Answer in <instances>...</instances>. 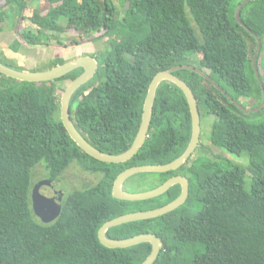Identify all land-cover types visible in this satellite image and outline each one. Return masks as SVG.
<instances>
[{
    "label": "trees",
    "instance_id": "obj_1",
    "mask_svg": "<svg viewBox=\"0 0 264 264\" xmlns=\"http://www.w3.org/2000/svg\"><path fill=\"white\" fill-rule=\"evenodd\" d=\"M124 1L128 3L120 12L115 0H0V31L9 17L17 37L10 45L14 51L20 41L66 46L81 44L86 37L103 38L101 62L72 94L69 109L81 135L107 153L130 146L157 71L190 65L206 73L208 78L187 67L173 70L192 89L200 123L214 116L211 145L236 156L246 152L247 164L202 154L198 141L193 150L197 153L179 167L136 173L122 184L124 190L143 191L182 174L188 178L185 201L164 214L112 226L106 235L157 234L162 244L151 264H264V116H253L264 105L244 113L229 99L246 108L261 101L252 54L255 35L264 38V0H247L240 7L243 25L235 18L241 0L118 3ZM25 21L30 25H23ZM259 52L256 64L262 81ZM65 60L56 58L48 68ZM0 61L18 70L39 69ZM81 70L36 82L0 73V264H140L151 250L149 242L110 248L99 241V226L125 212L161 206L180 193V184H174L154 197L120 200L111 189L124 168L165 163L183 152L191 115L182 90L161 81L143 144L126 161L105 162L78 147L60 121L57 83L70 81ZM241 98H248L249 106ZM37 163L49 179L62 178L71 163L98 179L67 191L58 215L43 222L30 199Z\"/></svg>",
    "mask_w": 264,
    "mask_h": 264
},
{
    "label": "water",
    "instance_id": "obj_2",
    "mask_svg": "<svg viewBox=\"0 0 264 264\" xmlns=\"http://www.w3.org/2000/svg\"><path fill=\"white\" fill-rule=\"evenodd\" d=\"M247 0H241L235 10V18L237 21L243 25V22L239 18V9ZM248 32L255 35L253 31H251L248 27H245ZM256 37V46L254 48V52L252 54V67L254 71V75L256 77L257 82L261 88V101L257 106L246 108L242 106L240 103L235 101L232 97H229L230 101L235 103L238 108H240L244 113L255 112L259 110L264 105V85L261 81L256 58L260 49L261 39L255 35ZM98 66V61L95 56L90 54H81L79 56L70 58L65 60L62 63H58L52 67L43 70H18L12 68L8 65H5L0 61V73L25 81H44L51 80L57 77H60L69 71L81 67V72L71 79L64 89L61 92L60 96V105H59V117L62 125L64 126L68 135L72 138V140L80 147L84 152L91 155L92 157L105 162H123L132 157L139 149V147L143 144L147 132L150 125V119L152 114V105L155 97V91L157 85L163 81L167 80L175 85H177L185 95L187 100L190 115H191V134L189 141L183 150V152L175 157L172 160H169L165 163H156V164H135L132 166H128L121 170L113 180L111 193L112 195L120 200H141L150 197L157 196L163 192H165L170 186L174 184H180L181 189L180 193L169 202L154 208H147L141 210H134L119 214L114 216L106 221H104L97 230V236L99 241L110 248L115 247H127L140 242H149L151 244V250L146 258L140 264H151L161 247L162 240L161 238L153 233V232H140L131 236H127L124 238H111L106 235L107 229L112 226L139 220L145 218H152L161 214H164L170 210L181 205L188 194V178L182 174H176L168 177L161 184L151 189L143 190V191H135L130 192L124 190L122 188V184L126 178L129 176L140 173V172H162L170 169H175L183 164L187 158L191 155L193 150L198 144L199 134H200V114L197 105V99L190 88V86L180 77L173 73V70L180 67H187L192 70H195L205 78H208V75L204 73L202 70L190 66V65H179L176 67L163 69L157 71L154 76L151 78L147 91L142 103V111L140 122L136 131V134L130 144V146L116 154L107 153L101 151L100 149L94 147L91 143H89L81 133L76 129L70 118V109H69V101L72 94L84 83L92 78L94 73L96 72ZM214 84V83H213ZM64 183L61 178H43L34 184L33 188L31 187L30 198H31V207L34 214L43 222H49L54 219L60 210V203L62 197L64 195Z\"/></svg>",
    "mask_w": 264,
    "mask_h": 264
},
{
    "label": "rangeland",
    "instance_id": "obj_3",
    "mask_svg": "<svg viewBox=\"0 0 264 264\" xmlns=\"http://www.w3.org/2000/svg\"><path fill=\"white\" fill-rule=\"evenodd\" d=\"M118 8L120 12L123 11L125 6L127 5V1H124L122 4L118 3ZM42 13H45L43 10ZM6 23L2 27L0 31V59L11 63L16 67H25V68H39L38 70L47 69L50 63L56 58L62 59H70L81 54H90L96 56V60L98 63L101 62L102 59V49L104 45L102 43L103 38L99 39L96 37H86L83 43L74 44V45H57L55 43H51L48 45H29L20 41V45L17 46V49L14 51L10 45L12 42L16 40V35L10 29L11 23L9 17H6ZM23 25H30V22L25 21ZM69 32L65 33L68 35ZM70 36V35H69ZM16 42V41H15ZM17 44V43H15ZM200 56V54H199ZM259 61L260 64L262 62V67L260 66L262 73V82H264V38L261 39L260 52H259ZM69 81H58V91L61 93L64 87L67 85ZM83 85V84H82ZM250 100L248 98H241L240 102L249 106ZM75 104V102H74ZM262 115V116H261ZM258 118L264 116V108L257 115H253ZM252 116V118H254ZM261 116V117H259ZM251 118V117H250ZM214 120L213 115H207L202 118L200 123V134H199V144L202 145V154L205 151L207 155H219L227 158L233 163H238L242 165H246L248 162V154L246 152L242 153L240 156L233 155L227 151H221L210 143V130L211 124ZM198 149H196L193 154L197 153ZM206 155V156H207ZM205 156V155H204ZM45 169L41 163H37L32 168V188L35 183L39 180L46 178L45 177ZM62 181L64 183V194L67 191L72 190L73 188L81 187L83 184L93 183L98 179L97 174L88 173L82 171L75 163H71L70 166L63 172ZM248 185V183H247ZM31 199V198H30Z\"/></svg>",
    "mask_w": 264,
    "mask_h": 264
},
{
    "label": "flooded vegetation",
    "instance_id": "obj_4",
    "mask_svg": "<svg viewBox=\"0 0 264 264\" xmlns=\"http://www.w3.org/2000/svg\"><path fill=\"white\" fill-rule=\"evenodd\" d=\"M47 178V177H46Z\"/></svg>",
    "mask_w": 264,
    "mask_h": 264
}]
</instances>
